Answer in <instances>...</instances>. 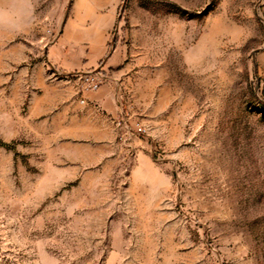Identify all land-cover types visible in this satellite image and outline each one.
<instances>
[{
	"label": "rangeland",
	"instance_id": "374dc122",
	"mask_svg": "<svg viewBox=\"0 0 264 264\" xmlns=\"http://www.w3.org/2000/svg\"><path fill=\"white\" fill-rule=\"evenodd\" d=\"M57 41L112 146L39 112ZM0 264H264V0H0Z\"/></svg>",
	"mask_w": 264,
	"mask_h": 264
},
{
	"label": "crops",
	"instance_id": "0c3cea01",
	"mask_svg": "<svg viewBox=\"0 0 264 264\" xmlns=\"http://www.w3.org/2000/svg\"><path fill=\"white\" fill-rule=\"evenodd\" d=\"M46 54L56 77L46 78L40 74L36 76V82L41 90L37 97L44 101L39 107V112H49L54 108L55 120L68 119L69 125L72 124L81 130L80 135L94 140L95 144L112 146L118 142V121L123 104L117 81L104 75L105 80L98 88H82L78 101L76 100L80 90L77 87L78 81L69 78V74L76 71L88 72L94 68V64L87 61H72L65 42L61 41L50 44Z\"/></svg>",
	"mask_w": 264,
	"mask_h": 264
},
{
	"label": "built area",
	"instance_id": "2783aa9c",
	"mask_svg": "<svg viewBox=\"0 0 264 264\" xmlns=\"http://www.w3.org/2000/svg\"><path fill=\"white\" fill-rule=\"evenodd\" d=\"M105 80V76L101 72H96V74H92L91 76H86L85 83L83 85L84 89H96L100 86L102 81ZM136 131L141 133L144 129L141 126L136 127Z\"/></svg>",
	"mask_w": 264,
	"mask_h": 264
}]
</instances>
